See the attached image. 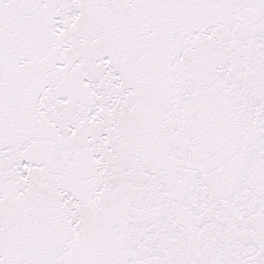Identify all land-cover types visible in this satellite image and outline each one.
Instances as JSON below:
<instances>
[{
  "label": "snow or ice",
  "instance_id": "obj_1",
  "mask_svg": "<svg viewBox=\"0 0 264 264\" xmlns=\"http://www.w3.org/2000/svg\"><path fill=\"white\" fill-rule=\"evenodd\" d=\"M0 264H264V0H0Z\"/></svg>",
  "mask_w": 264,
  "mask_h": 264
}]
</instances>
